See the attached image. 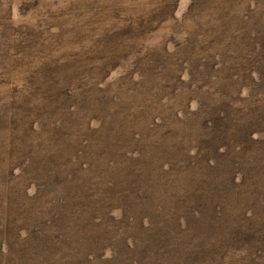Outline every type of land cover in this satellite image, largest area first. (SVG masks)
Listing matches in <instances>:
<instances>
[{"label": "rangeland", "instance_id": "374dc122", "mask_svg": "<svg viewBox=\"0 0 264 264\" xmlns=\"http://www.w3.org/2000/svg\"><path fill=\"white\" fill-rule=\"evenodd\" d=\"M260 176L264 0H0V264H264Z\"/></svg>", "mask_w": 264, "mask_h": 264}, {"label": "trees", "instance_id": "16d2710c", "mask_svg": "<svg viewBox=\"0 0 264 264\" xmlns=\"http://www.w3.org/2000/svg\"><path fill=\"white\" fill-rule=\"evenodd\" d=\"M232 131V130H230ZM257 184H263L264 185V176H260L257 180Z\"/></svg>", "mask_w": 264, "mask_h": 264}]
</instances>
